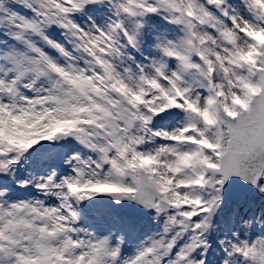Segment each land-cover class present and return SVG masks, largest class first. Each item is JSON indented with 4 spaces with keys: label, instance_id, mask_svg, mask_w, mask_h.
I'll return each mask as SVG.
<instances>
[{
    "label": "snow or ice",
    "instance_id": "snow-or-ice-1",
    "mask_svg": "<svg viewBox=\"0 0 264 264\" xmlns=\"http://www.w3.org/2000/svg\"><path fill=\"white\" fill-rule=\"evenodd\" d=\"M0 264H264V0H0Z\"/></svg>",
    "mask_w": 264,
    "mask_h": 264
}]
</instances>
